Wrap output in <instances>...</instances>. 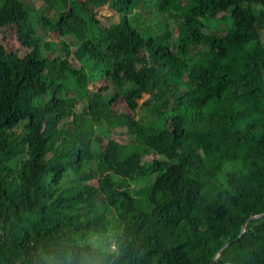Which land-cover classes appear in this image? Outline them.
I'll list each match as a JSON object with an SVG mask.
<instances>
[{
  "label": "trees",
  "instance_id": "trees-1",
  "mask_svg": "<svg viewBox=\"0 0 264 264\" xmlns=\"http://www.w3.org/2000/svg\"><path fill=\"white\" fill-rule=\"evenodd\" d=\"M182 1L0 0V264H264V0Z\"/></svg>",
  "mask_w": 264,
  "mask_h": 264
},
{
  "label": "rangeland",
  "instance_id": "rangeland-1",
  "mask_svg": "<svg viewBox=\"0 0 264 264\" xmlns=\"http://www.w3.org/2000/svg\"><path fill=\"white\" fill-rule=\"evenodd\" d=\"M181 3H179V4L175 3L174 4V10L176 12H178L182 16V15H186V13H187V10H186L187 0H183ZM61 4L62 3H58L57 4V8ZM57 14L58 13L55 10L47 13V15L49 16V18L55 17ZM107 14H109L108 10L107 9H103L102 12H101V15L103 16V15H107ZM135 14H136V12H134L132 14V16L135 15ZM117 21H118L117 18H114V19L111 20V22H117ZM140 21H141L140 25L141 26H144L146 23L148 25V23H149L150 20L147 21V16H142L140 18ZM173 23H174L175 26H178L179 23H180V21H177L176 22V21L173 20ZM174 32L177 33V28H174ZM60 39L61 38L59 36H57L55 33H53V32L47 38L48 41L51 40V41H53L56 44L59 43ZM0 42L3 43L6 47H8V49L10 51L16 52L17 55H19V56H23L25 54V52H26V49L23 48L22 45L20 44V42L18 41L17 35H16V33H15L14 30H7V31H1L0 30ZM51 55L52 56H57V55H60V53H58V51H56V50H52L51 51ZM70 59H71V62H72V64L74 66H77V67L80 66L79 62L73 56H71ZM107 85L108 84L106 82H101L99 84V86L102 89H104ZM95 100H97V99L95 98ZM76 124L80 128H84V130H86L88 132H91L93 135L96 136L97 130L95 129L94 125L92 124V122L90 120L79 117L76 120ZM113 138L115 140H117V141H120V142L124 143V144H126L129 141V137L127 135H125V134H114L113 135ZM104 140H105L106 143L108 142V139L107 138H105ZM93 149L94 150H99L100 149V144H98V142L96 140L93 143ZM154 157H156V156H150L149 159H154ZM92 182L93 183H96V181H92ZM169 184H170V188L171 189L176 188L175 181H174L172 175L169 176ZM132 190L134 191L133 193H134L135 196H140V195L145 194L147 192V189H144V190L143 189L136 190V189H133L132 188Z\"/></svg>",
  "mask_w": 264,
  "mask_h": 264
},
{
  "label": "water",
  "instance_id": "water-1",
  "mask_svg": "<svg viewBox=\"0 0 264 264\" xmlns=\"http://www.w3.org/2000/svg\"><path fill=\"white\" fill-rule=\"evenodd\" d=\"M261 217H264V213L261 214V215H258V216L250 217L249 220H255V219H258V218H261ZM245 228H246V224H244V226H243V228H242V231H241V233H240L239 238L244 234V232H245ZM237 239H238V238H237ZM237 239H236V240H237ZM236 240L227 243V244H226V245L220 250V253H221L222 251H224L227 247H229V246H230L233 242H235ZM222 263H223V264H231V263H227V262H222Z\"/></svg>",
  "mask_w": 264,
  "mask_h": 264
}]
</instances>
